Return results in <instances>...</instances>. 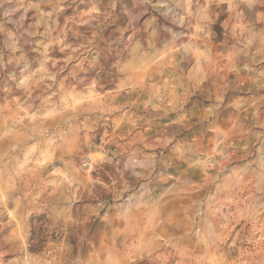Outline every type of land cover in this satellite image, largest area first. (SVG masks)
<instances>
[{"label":"rangeland","instance_id":"rangeland-1","mask_svg":"<svg viewBox=\"0 0 264 264\" xmlns=\"http://www.w3.org/2000/svg\"><path fill=\"white\" fill-rule=\"evenodd\" d=\"M0 264H264V0H0Z\"/></svg>","mask_w":264,"mask_h":264}]
</instances>
